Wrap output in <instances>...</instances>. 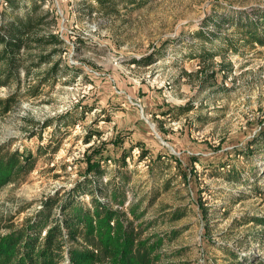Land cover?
Masks as SVG:
<instances>
[{"label":"rangeland","instance_id":"obj_1","mask_svg":"<svg viewBox=\"0 0 264 264\" xmlns=\"http://www.w3.org/2000/svg\"><path fill=\"white\" fill-rule=\"evenodd\" d=\"M16 2L19 11L36 2L56 13L39 33L64 44L54 57L59 72L32 96L27 87L50 64L29 76L22 70L15 102L0 112V144L35 157L24 179L0 189V233L83 179L85 153L104 143L110 159L99 180L145 211L143 235L163 237L154 264H264V228L253 221L264 217V43L240 40L223 52L225 42L214 39L207 51L217 54L203 62L196 55L210 43L193 36L211 16L261 11L264 0H139L114 14L89 12L93 0ZM3 9L10 12L0 0ZM218 32L238 37L230 22ZM152 53L153 62H134ZM212 66L231 72L213 77ZM16 89L0 87V98Z\"/></svg>","mask_w":264,"mask_h":264},{"label":"trees","instance_id":"obj_2","mask_svg":"<svg viewBox=\"0 0 264 264\" xmlns=\"http://www.w3.org/2000/svg\"><path fill=\"white\" fill-rule=\"evenodd\" d=\"M93 1L96 7H90L89 12L99 10L105 14L118 12L119 5L128 6L139 2ZM5 2L10 12L7 9L0 11V87L14 84L17 89L0 98L2 113L9 111L15 102L21 86L22 70L29 76L33 68L44 63L50 64L38 78L39 81L27 87L28 94L32 96L37 94L40 85L50 75L59 72L61 60H55L54 57L60 54L61 45L64 44L61 35L51 31L39 33L46 18L51 17L55 23L56 13L40 10L36 2L24 11H19L16 0ZM228 22L235 26L238 37L218 32ZM193 36L210 43L201 46V52L196 55L203 62L212 61L217 54L207 51L214 39L225 42L223 52L236 48L240 40L245 43H264V10L250 14H215L202 24V28L193 32ZM155 57L152 53L134 62L149 64ZM230 72L231 67L215 69L212 66L211 76L220 74L226 77ZM174 110L175 107L171 106L162 112L171 114ZM49 124L48 121L43 126ZM90 135L85 137V142L89 141ZM124 141V138L114 141V145L120 147L122 164H125L126 155ZM103 146L104 143L92 146L85 153L83 179H77L70 188H62L45 196L31 217H27L20 225H8V231L0 233V264H154L160 260L163 237L154 233L143 235L146 229L143 227L145 211H140L133 201L125 206V192L110 183L103 185L99 180L105 172L101 162L110 159ZM184 155L190 158L189 154ZM34 162L35 157L30 151L12 150L8 144H0V189L8 183L24 179L33 169ZM84 194L90 196L89 202L80 200ZM100 196L106 202H102ZM199 209L202 217H206L207 209L201 205ZM253 221L264 228V217H256ZM233 264L257 263L236 260Z\"/></svg>","mask_w":264,"mask_h":264}]
</instances>
